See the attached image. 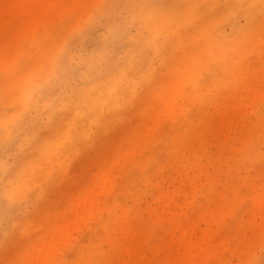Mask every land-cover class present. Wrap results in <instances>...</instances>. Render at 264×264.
<instances>
[{"label": "clouds", "instance_id": "9594fccd", "mask_svg": "<svg viewBox=\"0 0 264 264\" xmlns=\"http://www.w3.org/2000/svg\"><path fill=\"white\" fill-rule=\"evenodd\" d=\"M0 264H264V0H0Z\"/></svg>", "mask_w": 264, "mask_h": 264}]
</instances>
